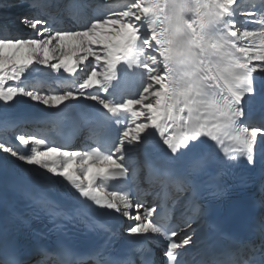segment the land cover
<instances>
[{
  "label": "snow or ice",
  "instance_id": "1",
  "mask_svg": "<svg viewBox=\"0 0 264 264\" xmlns=\"http://www.w3.org/2000/svg\"><path fill=\"white\" fill-rule=\"evenodd\" d=\"M25 2L17 21L36 38L6 35L0 24V108L21 99L58 110L56 117L76 108L91 144L65 150L0 112V264H191L185 257L202 242L187 233L175 238L185 228L195 234L192 222L213 215L214 235L228 245L223 254H247L216 264H264V218L251 226L258 245L223 227L242 212L226 206L230 188L251 187L252 204L264 205V112H256L264 109V0L244 13L251 27L238 19V0H206L192 18L186 0L105 5L83 23L68 8L71 28L37 15L46 3ZM34 72L67 74L77 85L47 93L25 86L22 78ZM145 179L182 199L190 213L182 226L169 224L159 200L142 197L137 185ZM109 180L120 187L108 191ZM39 186L60 188L75 203L28 190ZM17 194L30 201L26 210L16 207ZM117 213L130 222L119 233L94 218ZM44 219L73 227L45 230ZM117 235L127 251L113 250ZM206 254L198 248L196 264H206Z\"/></svg>",
  "mask_w": 264,
  "mask_h": 264
},
{
  "label": "bare ground",
  "instance_id": "2",
  "mask_svg": "<svg viewBox=\"0 0 264 264\" xmlns=\"http://www.w3.org/2000/svg\"><path fill=\"white\" fill-rule=\"evenodd\" d=\"M61 1H63V0H61ZM106 1L108 2V4H110V7L112 9L119 8L114 2H112V1H115V0H104L103 2H106ZM120 2H125L123 4L121 3L124 6V4H127L129 2V0H120ZM204 2H206V0H197L198 6L200 4H202V3H204ZM41 3H45V1H41ZM59 3H60V1L57 2L56 5H59ZM186 3H187L188 9L190 10L189 4H188V0H186ZM260 3H261V0H238V6H239V8L246 7V6L248 7L249 6L250 7V9H249L250 11H253L254 10L252 8V5L253 4H255L257 7H259L260 6ZM85 5H86V7L87 6L89 7V5H87V4H85ZM49 10H50L49 11L50 14H53L52 15V20L50 21V23L53 24L55 22L56 16H58V13L55 12V6L51 7ZM57 10H58V12H60V11L63 12L62 11V5ZM37 12H38L37 15H44L45 16L44 18L45 19H48L47 16L44 14L45 9L44 10L37 11ZM71 12H72V16L75 18V20H78L79 21V19H80V22L81 23L86 22L89 19H91L89 17V14H86V13H83V14H81L79 16L77 9H74V10L72 9ZM94 12H97V14H96L97 17L104 14L103 12H100L98 10L97 11H94ZM64 15H66V12L64 13ZM188 15H189V18H192L189 12H188ZM77 16H79V17H77ZM83 17H84V19H83ZM65 19H67V18H65ZM71 21L72 22L65 21V23L60 24L59 27L71 28L73 26V24L75 23V21L73 19ZM246 23L248 24L249 27H251L252 24L254 23V21H249V19L247 18ZM31 38H36L35 37V33L32 35ZM249 42L251 43V45H254V44L257 43V41H255V40H252V41H249ZM22 79L24 80V85L25 86H28V87H37L40 90L41 89H44V91H46V92L47 91L48 92L62 91V90H64L65 88H67L69 86L75 88L76 85H77V83L75 84V83L69 81V80H71L73 78L70 77V76H68L67 74L60 75V74L47 73V72H34L31 75H29V74L26 73L25 74V77L22 78ZM10 83H12V82H10ZM46 89H48V90H46ZM65 107H67V106H65ZM39 108H41L43 110H46V111L48 110L53 115H54V113L56 111H58V110H54V109L45 108L41 104L39 105ZM74 109L75 108H71V110H70V108H68L65 111V113H67V111H73ZM262 110L263 109H261L259 106H257V109H256L257 115H260L263 112ZM0 112H6V113L12 115L13 117H17L16 114H12L10 111H8L5 108H1L0 109ZM35 117H36V115H32L30 119L33 120V119H35ZM19 130H22L23 132H27L28 134H34L38 138H45L48 142H51V143H54V144H58L54 139H50L49 135L39 132L36 127L20 125V129ZM40 171H44V170H40ZM149 187H150L149 184H143L141 182L138 183V190L142 194V197L146 200L147 203H153V201L154 200H157V199L153 198L152 193H150L151 190H150ZM158 187H159V185L154 184L153 185V192ZM126 223H130V222L127 221ZM192 235H193V239L194 240H199L198 237L196 236V234H192ZM195 249L196 248H193L192 249V252L188 256H191V254L193 253V251H195Z\"/></svg>",
  "mask_w": 264,
  "mask_h": 264
},
{
  "label": "rangeland",
  "instance_id": "3",
  "mask_svg": "<svg viewBox=\"0 0 264 264\" xmlns=\"http://www.w3.org/2000/svg\"><path fill=\"white\" fill-rule=\"evenodd\" d=\"M112 2H114L119 7L117 9L122 8L123 7L122 4L125 3V2H120V0H115ZM11 3L14 4L15 6H6V4L0 3V24H6L8 29H9V32L4 33V34H6V35L7 34L19 35L21 37L31 38L32 35L34 34V32L30 29H25L23 27V25H20L17 21V17L23 16L28 11L27 4H26L25 0H11ZM105 5L108 8H111L110 4H108L107 1L103 2V0H101V2H100V0H94V1H92L90 7H88L84 11L87 14H89L90 18L97 17V15H96L97 12H94V11L98 10V11L104 13L105 9L103 6H105ZM249 9H250L249 6L240 8V13H238V19L241 21H244L246 23L247 17L244 15V13L250 11ZM36 14H38V12ZM79 21H80V19H79ZM242 44L243 45H251L249 40L242 41ZM46 90H48V89H46ZM41 91L46 92V91H44V89H41Z\"/></svg>",
  "mask_w": 264,
  "mask_h": 264
}]
</instances>
